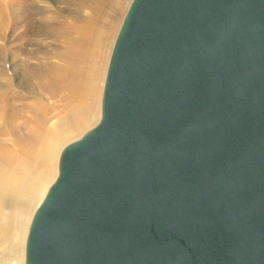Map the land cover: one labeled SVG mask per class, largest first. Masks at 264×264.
Segmentation results:
<instances>
[{"label": "water", "instance_id": "1", "mask_svg": "<svg viewBox=\"0 0 264 264\" xmlns=\"http://www.w3.org/2000/svg\"><path fill=\"white\" fill-rule=\"evenodd\" d=\"M26 264H264V0H132Z\"/></svg>", "mask_w": 264, "mask_h": 264}, {"label": "bare ground", "instance_id": "2", "mask_svg": "<svg viewBox=\"0 0 264 264\" xmlns=\"http://www.w3.org/2000/svg\"><path fill=\"white\" fill-rule=\"evenodd\" d=\"M80 1L81 9L71 22L58 15L47 17L44 24L43 20L28 18L33 33L39 37L32 44L42 50L47 43L49 55L39 57L37 52H30L27 56L36 59V64L20 60L13 66L19 74L15 79L19 81L17 86L20 78L25 82L31 79L25 89L12 90L13 100L9 99L8 90L0 88V137L9 136L11 143L19 147L15 156L5 147L0 157V219L5 216V224H0V264H24L38 191L56 177L61 140L100 114L114 26L108 9L116 11L122 0ZM41 36L51 41H44ZM15 98L30 101L19 106ZM37 147L44 148L42 160L24 166L22 160L31 153L35 158ZM24 173L34 176L35 186L19 183L11 187L6 183ZM22 191L28 194L21 200L17 215L10 218L5 213L7 198Z\"/></svg>", "mask_w": 264, "mask_h": 264}, {"label": "rangeland", "instance_id": "3", "mask_svg": "<svg viewBox=\"0 0 264 264\" xmlns=\"http://www.w3.org/2000/svg\"><path fill=\"white\" fill-rule=\"evenodd\" d=\"M131 2L132 0H122L121 6L118 7V9H116V11L114 12H112L111 8L108 9V13H110L111 15L113 14V18L111 21H112V26L113 25L114 26L112 29V38H111L112 46H111V49H110L111 51H110L109 58H108L106 76H107L110 57H111V53L113 50L116 37L118 35L119 29L121 27V24L123 22V19L126 15V12ZM80 3H81L80 0H0V88L8 90L10 100H13V91H12L13 89H15L16 87H20L21 90L25 89L27 87V84H29V81L31 80L30 79L25 82L23 81V79L20 78L21 80L20 85L17 86L19 81L15 82V79H16V75L19 76V74L13 71V66L17 62H21L20 60L22 61L25 60L26 62H28L29 65L36 64L37 62L36 59L32 58L30 54L29 56H27L28 53L30 52H37L38 54H40L39 57L41 56V57L47 58L49 55L48 49L50 47L46 46L47 43H45L42 50H39L40 49L39 47L36 48L32 44L33 40L39 37L35 35V33H33L32 27L28 23L29 22L28 18L32 16V20L37 21V22L43 20L42 23L44 24L47 17H50V16L54 17L58 15V16L68 17L69 19L68 21L71 22L74 19L73 17L75 16V13L78 12L79 9H81L79 5ZM47 37L41 36L40 38L45 39L44 41L50 42L51 40L48 39ZM11 72H14L15 76H13V73ZM106 76H105V81H106ZM104 87H105V82L103 86L101 108H100L99 116H97L96 119H93L92 122L90 121L86 125L82 126L72 136L65 137L61 140L62 143L59 149L58 159L56 163V177L52 181H50L46 186L41 187L40 190L38 191V197L36 200V205L33 211L32 219L34 217V214L37 210L38 205L42 203L49 188L51 187V185L53 184V182L58 176L59 161H60V156H61L63 149L71 142L82 137L89 129L94 127L100 121L101 115H102V100H103V95H104ZM19 97L20 96H17L16 98H19ZM30 99L32 100V98ZM28 101L30 100L29 99L28 100L18 99L16 104L20 106L24 102L26 103ZM2 127L3 125L0 124V129ZM5 147L10 148L13 156H15L17 154V151L19 150V147L17 145L11 143V138L9 136H7L6 138L0 137V157L4 153ZM43 156H44V148L37 147L35 158L33 157V154L31 153V155L27 159L22 160V163H24L23 164L24 166L30 167L34 165L35 163L38 164L42 160ZM6 183L10 185L11 187H14L19 183L21 185L23 183H27L30 186L36 185L34 176L30 173H24L20 177L12 178L8 180ZM27 194H28L27 191H22L20 193L14 194L13 196H9L7 198V202L5 206V213L10 218H14L17 215L20 205H21V200ZM0 224L1 225L5 224V216L1 217ZM25 260H26V247L24 249V264H25Z\"/></svg>", "mask_w": 264, "mask_h": 264}]
</instances>
